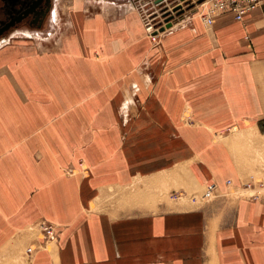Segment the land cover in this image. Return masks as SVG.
I'll use <instances>...</instances> for the list:
<instances>
[{"label":"crops","instance_id":"1","mask_svg":"<svg viewBox=\"0 0 264 264\" xmlns=\"http://www.w3.org/2000/svg\"><path fill=\"white\" fill-rule=\"evenodd\" d=\"M132 5L0 45V264H264L262 10L154 42Z\"/></svg>","mask_w":264,"mask_h":264},{"label":"built area","instance_id":"2","mask_svg":"<svg viewBox=\"0 0 264 264\" xmlns=\"http://www.w3.org/2000/svg\"><path fill=\"white\" fill-rule=\"evenodd\" d=\"M132 1L134 4L133 8L139 13L145 32L154 42L161 29H166L168 23L171 27L174 20L175 22L177 19L180 20V17H182L184 13L191 10L199 12V16L206 25H211L213 23V17L216 14L224 12L233 13L235 20L242 22L247 13L256 9L262 10L264 20V0H163L161 3H155V0ZM145 1L148 3H145ZM177 7L178 9L175 10ZM199 7L204 8L203 11H199ZM229 183L230 182L227 181V184ZM254 186H257L255 192L249 196L252 199H258L264 191V183L258 182L255 183V185L254 183H247L245 185L246 188L251 189ZM212 190L213 187H209L203 195V199L211 198L213 194ZM40 229V239L47 244H54L56 242L57 233L52 224L43 222L40 224ZM31 252L32 248L26 249L27 254Z\"/></svg>","mask_w":264,"mask_h":264},{"label":"flooded vegetation","instance_id":"3","mask_svg":"<svg viewBox=\"0 0 264 264\" xmlns=\"http://www.w3.org/2000/svg\"><path fill=\"white\" fill-rule=\"evenodd\" d=\"M56 0H0V40L23 28L47 26Z\"/></svg>","mask_w":264,"mask_h":264},{"label":"rangeland","instance_id":"4","mask_svg":"<svg viewBox=\"0 0 264 264\" xmlns=\"http://www.w3.org/2000/svg\"><path fill=\"white\" fill-rule=\"evenodd\" d=\"M75 1L82 2L83 0H56L55 3H54V7L52 9V14H51L52 18L51 17L49 18L48 24H47V26L45 28H47L50 25V23L52 21H54L53 17H55L57 15H61L63 11H67V9L69 8V4L70 3H74ZM147 1H149V0H147ZM147 1H145V3H148ZM148 6H150V5H148ZM198 9H199V11H203L204 8L199 7ZM54 13H55V16H54ZM45 28L40 29V30L39 29L27 30V29L19 28V29L15 30V31L11 32L7 37H5V39L4 38L1 39L0 40V45L3 44V43L16 44V43L20 42L21 40H32V41H34L36 43H42L43 41H42V39H40V37H43L44 34L46 33V29ZM27 37H33V38L30 39V38H27ZM206 191H207V188H205L204 194H205ZM212 196H213V194H212ZM201 198L203 199V196ZM42 223H43V221L40 222L37 225L39 231L41 230L40 229V224H42ZM55 230H56L57 238H58V231H57L56 227H55ZM38 239H39V247L40 248L41 247H49V249H50L52 247H55L56 242H57V240H56V242L54 244H47L42 239H40V234H39ZM32 251H34V248H32Z\"/></svg>","mask_w":264,"mask_h":264},{"label":"water","instance_id":"5","mask_svg":"<svg viewBox=\"0 0 264 264\" xmlns=\"http://www.w3.org/2000/svg\"><path fill=\"white\" fill-rule=\"evenodd\" d=\"M163 0H155L154 2L155 3H161ZM178 9V7L177 8H175V10H177ZM179 12H181V11H179ZM179 14V13H178ZM166 27L168 28V27H170V24L168 23L167 25H166ZM161 31H163V29H161Z\"/></svg>","mask_w":264,"mask_h":264},{"label":"bare ground","instance_id":"6","mask_svg":"<svg viewBox=\"0 0 264 264\" xmlns=\"http://www.w3.org/2000/svg\"><path fill=\"white\" fill-rule=\"evenodd\" d=\"M133 7H134V4L132 5ZM199 6H200V4H199ZM54 16H55V13H54ZM52 18V17H51ZM54 22V21H53ZM52 23V22H51ZM27 32V31H26ZM3 39V38H2ZM4 39H5V37H4Z\"/></svg>","mask_w":264,"mask_h":264}]
</instances>
